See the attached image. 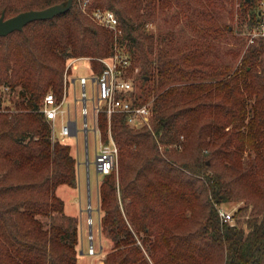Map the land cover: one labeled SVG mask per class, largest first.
<instances>
[{
    "label": "trees",
    "instance_id": "1",
    "mask_svg": "<svg viewBox=\"0 0 264 264\" xmlns=\"http://www.w3.org/2000/svg\"><path fill=\"white\" fill-rule=\"evenodd\" d=\"M66 1L0 0V16ZM89 1L87 11L74 0L0 36V264H78L80 218L57 194L79 185L74 136L54 140L42 106L48 92L64 98L70 60L100 75V59L116 48L130 56L129 74L139 70L133 96L153 100L154 116L152 128H133L125 113L99 114L119 157L99 185L113 246L98 264H264V41L242 37L248 48L232 51L239 63L221 58L235 27L222 23L215 0ZM239 2L247 32L258 0ZM98 7L116 12L117 31L93 19ZM172 10L190 39L150 27ZM5 88L16 93L13 107L2 106ZM233 201L243 205L225 221L219 208Z\"/></svg>",
    "mask_w": 264,
    "mask_h": 264
},
{
    "label": "built area",
    "instance_id": "2",
    "mask_svg": "<svg viewBox=\"0 0 264 264\" xmlns=\"http://www.w3.org/2000/svg\"><path fill=\"white\" fill-rule=\"evenodd\" d=\"M89 0H84L82 6L87 11ZM256 11L258 12L255 24L247 32L248 44H254L259 40L264 41V0H258ZM93 19L110 29L118 30L120 21L116 12L108 8H95L91 11ZM104 63V72L95 75L93 72L89 76H79L78 81L81 85V92L76 96L77 103H82L80 112L83 116L82 130L88 138L89 131H93L96 142L99 143V153L96 155L97 167L100 172L109 174L118 167L119 146L116 143L111 130H109L110 141L104 142L102 132L99 128V114L106 113L111 119L113 114L125 113L128 123L133 128L149 127L152 128V119L154 116L153 100L137 103L133 93L136 91V81L133 75L128 73V67L131 65L130 56L122 49L116 48L115 52L106 58L100 59ZM91 80V89L89 91L88 82ZM66 93L61 101H58L53 92H48L44 97L42 111L51 121L52 138L54 140H64L78 134V111H75L74 118L71 116L70 108L64 107ZM89 101H92L91 108ZM1 110V108H0ZM93 114L90 121L89 114ZM60 120V128L56 126ZM220 215L225 221H234V213L225 206H220ZM91 252H94L91 245Z\"/></svg>",
    "mask_w": 264,
    "mask_h": 264
},
{
    "label": "rangeland",
    "instance_id": "3",
    "mask_svg": "<svg viewBox=\"0 0 264 264\" xmlns=\"http://www.w3.org/2000/svg\"><path fill=\"white\" fill-rule=\"evenodd\" d=\"M239 0H215L216 10L220 13L222 23L232 24L234 32L229 35V38L220 42L218 49L220 51L221 58L226 61L239 63L240 57L234 58L232 51L235 49H241L242 54L248 48L247 43H243L242 37L247 38L246 26L242 24V18L240 17L238 8ZM234 13L232 19L231 13ZM175 11H169L165 15H161L150 26L155 31L161 30H174L176 38L180 40L190 39L191 32L188 29V25L185 20H181L175 17ZM234 58V59H233ZM72 65L69 74L65 75L66 92H68L64 107L67 109L70 106L71 116L74 118L75 111H78V125L79 132L74 136L73 151L78 158L79 162V185L77 188L70 187L68 185H60L57 189V194L65 199L66 212L70 215H76L80 218V230L82 227V233L80 238V257L78 264H98L99 258L104 257L105 253L111 250L113 243L107 237L102 230L100 224V199H99V185L103 178V174L98 172L96 155L99 153V143H96V138L93 131H89L88 138L85 132L82 130L83 116H81L80 108L82 103L76 102V96L80 95L81 85L79 81L72 82L73 76L76 77L85 75L89 76L91 69L88 67L85 60H80L78 63H74V60L69 61V65ZM139 70H135L132 77L137 78ZM139 83V78H137ZM136 83V82H135ZM91 80L88 82V89H91ZM3 93L2 106L13 107V102L10 99L17 98L15 92L9 93V89L5 88ZM92 101H89V107L91 108ZM89 119L92 121L93 114H89ZM60 128V120L56 129ZM87 139V140H86ZM162 148V147H161ZM248 156L246 160H248ZM243 205L242 201H233L226 204L225 208L235 213ZM247 214H250L248 212ZM247 216H241L244 220ZM235 222V220L233 221ZM242 223V221H241ZM81 232V231H80ZM91 245L95 249L91 252Z\"/></svg>",
    "mask_w": 264,
    "mask_h": 264
},
{
    "label": "water",
    "instance_id": "4",
    "mask_svg": "<svg viewBox=\"0 0 264 264\" xmlns=\"http://www.w3.org/2000/svg\"><path fill=\"white\" fill-rule=\"evenodd\" d=\"M74 0L53 4L43 9H28L21 11L13 17H5L3 12L0 16V36H6L14 31L23 30L26 25L36 20L50 19L58 14L69 10ZM99 168V167H98ZM98 169V172H100Z\"/></svg>",
    "mask_w": 264,
    "mask_h": 264
},
{
    "label": "crops",
    "instance_id": "5",
    "mask_svg": "<svg viewBox=\"0 0 264 264\" xmlns=\"http://www.w3.org/2000/svg\"><path fill=\"white\" fill-rule=\"evenodd\" d=\"M78 81V77H76V75L75 76H73V78H72V82L73 83H76ZM67 95H68V92H66V98H67ZM65 102H66V100H65ZM77 102V101H76ZM69 108H70V106H69ZM85 135H86V133H85ZM87 140V139H86ZM97 143V142H96ZM98 168V167H97ZM99 169V168H98ZM71 216V215H70ZM76 216V215H75ZM81 232H82V227H81V230H80Z\"/></svg>",
    "mask_w": 264,
    "mask_h": 264
}]
</instances>
